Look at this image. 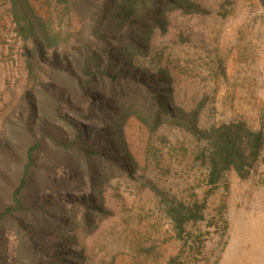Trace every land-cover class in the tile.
I'll return each instance as SVG.
<instances>
[{
  "label": "rangeland",
  "instance_id": "1",
  "mask_svg": "<svg viewBox=\"0 0 264 264\" xmlns=\"http://www.w3.org/2000/svg\"><path fill=\"white\" fill-rule=\"evenodd\" d=\"M192 1L207 14L168 15L166 33L154 34L142 63L168 71L175 106L189 111L204 101L200 129L236 122L264 129V12L258 0ZM29 2L59 36L48 58L78 59L90 35L89 17L53 0ZM23 53L10 7L0 0V209L9 205L36 132L53 126L47 113L28 124V103L46 99L53 81L46 67L30 79ZM123 133L136 167L130 177L116 173L101 180L111 216L93 234H77L85 264H170L173 258L182 264H264V151L247 180L230 171L208 195L207 167L195 159L202 143L169 126L150 134L134 118ZM148 183L185 205L205 200L204 221L186 225L178 240ZM1 232L11 235L10 229Z\"/></svg>",
  "mask_w": 264,
  "mask_h": 264
},
{
  "label": "trees",
  "instance_id": "2",
  "mask_svg": "<svg viewBox=\"0 0 264 264\" xmlns=\"http://www.w3.org/2000/svg\"><path fill=\"white\" fill-rule=\"evenodd\" d=\"M2 1L9 5L14 33L23 43L30 79L38 77L40 67L52 75L46 99L28 103V124L47 113L53 126L36 132L9 205L0 209V264L86 263L83 251L76 250L77 234H93L97 223L111 216L101 180L116 173L130 177L136 167L123 133L129 118L150 134L169 126L202 143L195 159L207 167L208 195L226 173L245 181L262 161L263 128L236 122L200 129L204 101L189 111L175 106L168 71L142 63L154 34L166 33L168 15L207 14L192 0H53L55 6L90 19L86 50L73 62L59 60L55 53L48 58L58 48L59 36L29 0ZM258 3L264 12V0ZM147 186L178 240H183L186 225L204 221L205 200L185 205L151 183ZM2 229H10L11 235ZM170 264L182 263L173 258Z\"/></svg>",
  "mask_w": 264,
  "mask_h": 264
}]
</instances>
